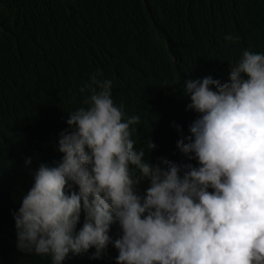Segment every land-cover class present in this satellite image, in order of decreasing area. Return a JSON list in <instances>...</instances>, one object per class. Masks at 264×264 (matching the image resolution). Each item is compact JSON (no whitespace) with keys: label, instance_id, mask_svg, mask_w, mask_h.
<instances>
[{"label":"clouds","instance_id":"clouds-1","mask_svg":"<svg viewBox=\"0 0 264 264\" xmlns=\"http://www.w3.org/2000/svg\"><path fill=\"white\" fill-rule=\"evenodd\" d=\"M100 78L81 88L86 106L54 136L59 162L39 164L10 210L18 249L52 264L93 247L99 258L110 242L117 264H264V53L244 50L227 82L183 81L198 115L177 141L188 157L178 163L154 164L135 148L130 126L140 118H126L113 82ZM113 223L121 230L114 241Z\"/></svg>","mask_w":264,"mask_h":264},{"label":"trees","instance_id":"trees-1","mask_svg":"<svg viewBox=\"0 0 264 264\" xmlns=\"http://www.w3.org/2000/svg\"><path fill=\"white\" fill-rule=\"evenodd\" d=\"M229 34L239 40L226 41ZM244 50L264 53V0H0V264H52L18 249L10 210L39 164L59 162L54 136L86 106L81 88L93 75L113 82L126 118H140L130 126L135 148L154 164L178 163L188 157L177 141L198 115L187 108L183 81L227 82ZM109 235L119 238L117 223ZM95 251L61 264H117L111 242L99 258Z\"/></svg>","mask_w":264,"mask_h":264}]
</instances>
